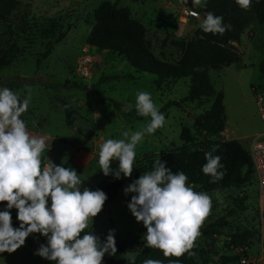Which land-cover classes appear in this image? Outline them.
Wrapping results in <instances>:
<instances>
[{"label": "rangeland", "instance_id": "rangeland-1", "mask_svg": "<svg viewBox=\"0 0 264 264\" xmlns=\"http://www.w3.org/2000/svg\"><path fill=\"white\" fill-rule=\"evenodd\" d=\"M103 0H17V7L0 22V53L10 44L15 52L12 61L0 67V87L17 91L21 99L31 95V101L22 119L30 135L47 136L50 149L45 157L55 165L74 169L84 181L83 188L96 178L104 177L98 165L99 151L107 139H122V132L140 130L150 118L137 115L135 108L127 110L128 104H135L139 91L151 93L159 107L168 101H178L187 92L188 79L181 77L154 84V75L139 73L127 61L109 51L95 50L92 76L83 78L77 74L76 66L81 48L87 46L85 35L91 27L92 11ZM127 7L132 17L145 28V40L152 53H162L164 58L174 61L179 57L172 39L188 38L200 26L202 17H184L185 4L180 0H108ZM200 8L203 2L196 5ZM186 22V23H185ZM184 23V24H182ZM60 38V39H59ZM50 45L46 57L40 53ZM239 60L208 69V80L222 95L224 109V130L221 138L238 139L244 149L250 137L261 127L253 98V87H264V22L250 25L241 32L235 43ZM64 101L70 106L73 127L65 125L64 110L57 102ZM210 105V100L182 101L179 106L169 105L161 112L166 123L153 134H145L136 149L135 161L150 153H167L182 146V127H187L192 147H202L213 136L195 132L191 123L193 117ZM93 111H95L93 115ZM94 130V132H93ZM93 151V153H92ZM113 172L118 161L111 163ZM113 176V175H109ZM121 186L106 208L93 218L92 233L105 240L109 231L114 230L115 242L126 238L141 241L137 251H124L123 264H129L134 257L135 264L146 259L160 260L161 264H220V256L230 255L232 249L229 237L253 228L256 223V185L251 179L247 184L233 188H221L207 192L212 198L211 214L203 227L218 222L212 248L205 246L210 241L201 235L191 250L181 257H165L161 250L147 247L145 230L127 208L133 194L124 195L123 189L131 184L130 178L121 175ZM219 193V198L217 197ZM221 200L223 201L221 203ZM34 236V237H33ZM26 238L25 244L14 253H0V264H55L35 253L40 245H46L45 237L39 233ZM246 250L240 252L249 264H264V242L252 236L247 238Z\"/></svg>", "mask_w": 264, "mask_h": 264}, {"label": "clouds", "instance_id": "clouds-1", "mask_svg": "<svg viewBox=\"0 0 264 264\" xmlns=\"http://www.w3.org/2000/svg\"><path fill=\"white\" fill-rule=\"evenodd\" d=\"M180 2L186 4L187 0ZM192 2L206 5V0ZM235 3L243 11L251 10L252 0ZM200 28L204 33L222 35L227 26L223 17L206 12ZM30 101V93L21 99L17 91L0 87V203H6L5 210L0 211V253H14L30 234L39 233L47 244L40 245L35 255L43 259L55 264H102L105 255L117 252L114 230L103 243L92 233L93 218L102 211L107 196L102 190H81L84 181L74 169L55 165L45 157L50 149L47 138L30 135L21 118ZM133 107L137 115L150 119L140 130L131 134L125 130L122 139H107L102 144L98 165L106 177L130 178L138 144L145 134L155 133L166 123L165 115L147 91H139L135 104L126 106L129 111ZM216 151L213 147L205 153L206 163L202 166L210 183H217L226 174L221 157L214 155ZM113 161H118L114 172ZM195 189L184 172L173 173L160 159L154 161L152 170L123 189L124 195L133 194L127 208L146 229L143 238L147 247L161 250L165 257L194 254L191 250L212 209L211 196ZM13 208L17 210V228L11 222ZM129 264H135L134 257ZM143 264L161 261L146 259Z\"/></svg>", "mask_w": 264, "mask_h": 264}, {"label": "trees", "instance_id": "trees-1", "mask_svg": "<svg viewBox=\"0 0 264 264\" xmlns=\"http://www.w3.org/2000/svg\"><path fill=\"white\" fill-rule=\"evenodd\" d=\"M17 0H0V22L17 7ZM205 12L201 14L202 21L206 12H212L216 16L223 17L226 31L221 34L204 33L197 26L188 38L172 39L171 44L179 51V57L170 61L156 57L145 40L144 25L132 17L127 7L117 5L116 1H101L92 11L93 23L85 35V43L95 50L109 51L127 61L136 72L150 73L154 75V84L158 87L164 81L171 83L181 77L188 79L187 92L178 101L166 102L161 111L169 105L179 106L182 101L210 100V105L203 112L193 117L191 127L197 133L213 136L202 147H192L187 143L191 139V133L187 127H182L180 138L183 144L178 149L167 153H150L139 160L134 161L132 181H135L144 172L152 170L155 160L160 159L173 173L182 171L188 176V182L196 185V191H211L221 188H237L253 180V173L247 151L236 139H223L220 132L224 128V109L222 95L216 91L208 80V69H218L235 63L239 55L233 50L231 42H237L241 32L252 23L264 22V0H252L249 11H243L235 3V0H206V5L195 8ZM60 39V38H59ZM15 52L14 44H10L0 53V67L8 65ZM50 52V45L45 46L40 53L46 57ZM264 66V60L260 64ZM63 107L65 125L71 127L73 109L64 101L57 102ZM213 147L217 148L214 155L221 157L222 171L226 174L217 183H210V177L202 172V166L206 163L205 153ZM121 186L120 179L113 176H104L94 185L93 190H102L107 200L102 210L115 197ZM6 203H0V211H4ZM11 222L14 228L19 227L17 210H10ZM218 222H213L203 228L201 233L208 236L214 242V234L217 233ZM139 228L145 230L142 222ZM30 234L29 236H33ZM256 237V229L253 228L233 233L229 237L230 242L246 243L247 238ZM34 237V236H33ZM105 240H102L103 243ZM47 243V240L45 241ZM117 252L114 256L105 255L102 264H122L121 255L124 251H136L142 246L141 241L126 238L115 244ZM237 256L222 255L220 264H235ZM196 264V263H195Z\"/></svg>", "mask_w": 264, "mask_h": 264}, {"label": "built area", "instance_id": "built-area-1", "mask_svg": "<svg viewBox=\"0 0 264 264\" xmlns=\"http://www.w3.org/2000/svg\"><path fill=\"white\" fill-rule=\"evenodd\" d=\"M184 17L199 18L201 13L195 8L185 6L182 10ZM198 13L199 15H193ZM88 45L81 48V54L77 61L76 71L80 77L87 78L90 76L91 65L94 62V55L89 53ZM253 98L256 107L257 115L261 122V127L258 132L253 134L249 141L247 148L252 173L253 181L256 185L255 200H256V239L264 242V87H253ZM228 250L230 255L237 256L235 264H249L248 260L240 255V252L247 249L245 243L233 242ZM197 264H200L198 262Z\"/></svg>", "mask_w": 264, "mask_h": 264}, {"label": "crops", "instance_id": "crops-1", "mask_svg": "<svg viewBox=\"0 0 264 264\" xmlns=\"http://www.w3.org/2000/svg\"><path fill=\"white\" fill-rule=\"evenodd\" d=\"M188 2H189V4L186 3L185 6H188V7H190V8H194V6L191 4V2H190V1H188ZM202 6H203V5H202ZM185 23H186V22H185ZM182 24H184V23H182ZM253 24H255V23H252L251 25H253ZM249 26H250V25H249ZM249 26H248V27H249ZM246 28H247V27H246ZM246 28H245V29H246ZM242 32H243V31H242ZM235 43H236V42H231V45L233 46V50H234V51H235ZM235 52H236V51H235ZM164 56H165V53H164V55H163L162 53H158V55H157L156 57L161 58V59H165ZM231 64H232V63H231ZM131 68H132V67H131ZM132 69H133V68H132ZM91 76H92V71L90 72V76L87 77V78H90ZM94 113H95V111H93V115H94ZM71 127H73V119H72ZM71 127H68V128H71ZM223 130H224V128H223ZM223 130H222V131H223ZM222 131L220 132V135H222ZM93 132H94V130H93ZM44 137L47 138V136H44ZM224 139H226V138H224ZM231 139H234V138H231ZM236 140H238V139H236ZM92 153H93V151H92ZM98 180H99V178H96V181H94V182H92V183L89 184V189H90V190H93V187H94L95 183H96ZM115 196H116V195H115ZM113 199H114V198H113ZM113 199H112V200H113ZM112 200H111V201H112ZM105 208H106V207H105ZM105 208H104V209H105ZM102 211H103V210H102ZM136 251H137V250H136ZM133 252H134V251H133ZM123 254H124V253H123ZM123 254H122V255H123ZM122 264H123V259H122Z\"/></svg>", "mask_w": 264, "mask_h": 264}, {"label": "water", "instance_id": "water-1", "mask_svg": "<svg viewBox=\"0 0 264 264\" xmlns=\"http://www.w3.org/2000/svg\"><path fill=\"white\" fill-rule=\"evenodd\" d=\"M187 4H189V2H187ZM204 12H205V8L203 7V8H201L200 13L203 14ZM212 245H213V243H212L211 241H207V242L205 243V246H206V248H207L208 250H210V249L212 248Z\"/></svg>", "mask_w": 264, "mask_h": 264}]
</instances>
